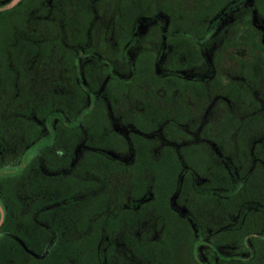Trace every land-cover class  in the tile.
Returning a JSON list of instances; mask_svg holds the SVG:
<instances>
[{"label":"flooded vegetation","instance_id":"flooded-vegetation-1","mask_svg":"<svg viewBox=\"0 0 264 264\" xmlns=\"http://www.w3.org/2000/svg\"><path fill=\"white\" fill-rule=\"evenodd\" d=\"M0 264H264V0H0Z\"/></svg>","mask_w":264,"mask_h":264},{"label":"trees","instance_id":"trees-1","mask_svg":"<svg viewBox=\"0 0 264 264\" xmlns=\"http://www.w3.org/2000/svg\"><path fill=\"white\" fill-rule=\"evenodd\" d=\"M101 1H103V0H101ZM51 252H53V254L51 255ZM58 253V251L56 250V249H54V247H51L49 250H48V255L47 256H51V257H53V255L54 256H56V254Z\"/></svg>","mask_w":264,"mask_h":264}]
</instances>
